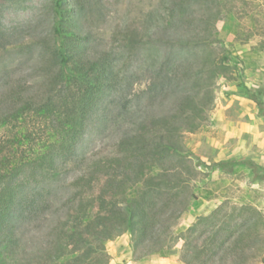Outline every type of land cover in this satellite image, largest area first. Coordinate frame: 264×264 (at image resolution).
Returning a JSON list of instances; mask_svg holds the SVG:
<instances>
[{"label":"trees","instance_id":"16d2710c","mask_svg":"<svg viewBox=\"0 0 264 264\" xmlns=\"http://www.w3.org/2000/svg\"><path fill=\"white\" fill-rule=\"evenodd\" d=\"M206 1L181 0L179 20L154 33L152 41L167 52L145 90L149 110L125 132L116 154L95 161L86 149L88 129L95 117L106 125L124 86L114 57L93 50L87 28L102 18L103 0H51L53 68L38 82L16 80L0 90V264H109L105 244L124 234L137 262L180 246L182 264L247 263L236 255L247 256L257 227L235 223L233 213L223 217L224 205L177 226L189 206L176 210L178 192L202 168L224 171L239 163L264 180V166L253 161L207 166L179 143L206 124L217 82L233 80L236 69L213 51L218 42L204 26L213 28L217 18ZM192 2L200 7L198 19L189 16ZM143 36L133 27L125 40L133 50ZM135 81L125 71V114ZM262 95L259 88L244 97L264 118ZM258 254L264 264V246Z\"/></svg>","mask_w":264,"mask_h":264},{"label":"rangeland","instance_id":"374dc122","mask_svg":"<svg viewBox=\"0 0 264 264\" xmlns=\"http://www.w3.org/2000/svg\"><path fill=\"white\" fill-rule=\"evenodd\" d=\"M102 3V18L92 20L87 27L92 33V47L114 57L124 86L122 91L114 94L112 103L115 105L107 109L106 125L101 126L99 118L95 117L88 129L86 149L95 161L116 154L125 132L133 130L134 122L148 112L150 104L145 90L167 52L152 39L165 22L178 21L177 12L181 10V0H103ZM206 5L210 14L215 13L217 18L213 28L204 26L212 31L218 42L213 51L219 56H227L236 69L233 80L217 82L206 124L193 133L182 134L179 143L207 166L228 160L253 161L241 155L237 147L241 136L238 137L237 132L244 122L241 108L247 111L249 107L255 108L252 102L253 105L245 100V91L261 88L264 100V0H208ZM199 9V5L192 2L190 18H200ZM52 21L51 0H0V90L16 80L38 82L53 68L50 60ZM133 27L143 31L144 36L140 45L132 50L125 36ZM194 66L200 67L197 62ZM125 71L136 80L131 92L133 97L128 100L127 115ZM195 77L184 79V82L190 85L197 81ZM203 80L199 78L200 83ZM171 99L163 102V111L172 103ZM258 126L264 129V124ZM242 140L248 147L252 144L249 136L243 135ZM259 158V162H253L264 166V156ZM88 163L83 164L87 166ZM261 175L264 178V172ZM175 201L176 210H180L184 202L189 205L177 220L178 228L190 226L197 216H208L222 205L223 217L233 213L235 223L249 221L256 225L257 229L252 230L255 245L248 249L246 257H236L247 258L246 264H259V247L264 246V180L255 177L250 167L235 163L225 166L224 171L202 168L200 176L186 190L178 192ZM125 243H128L125 234L106 242L109 264H123L118 257L119 253L125 254ZM167 258L169 255L155 254L138 262L159 264ZM177 264L181 263L178 261Z\"/></svg>","mask_w":264,"mask_h":264},{"label":"crops","instance_id":"0c3cea01","mask_svg":"<svg viewBox=\"0 0 264 264\" xmlns=\"http://www.w3.org/2000/svg\"><path fill=\"white\" fill-rule=\"evenodd\" d=\"M249 108H250L249 111H247L244 108H241V117H243L244 122L241 124V129H239L237 132V136L238 137L241 136V138H239V141L237 143V147L239 148L241 155H244L245 158L248 157L249 159L253 161L259 162L260 161L259 157L261 155L264 156V132H263L264 129L259 127L258 125L264 124V118L259 117L257 115L256 108H253V109L251 107ZM243 135L247 137L249 136V138L251 139L252 144L249 147L245 145L244 142H242ZM178 249L179 248L177 247L173 251H171L168 254L169 258H167L165 261H160L159 264H177L179 261ZM116 256H118V252ZM118 259L122 261L121 263L123 264H156V262L154 261H150V262L133 261L132 252L129 248L128 243H125V254L123 253L122 255L119 253Z\"/></svg>","mask_w":264,"mask_h":264}]
</instances>
